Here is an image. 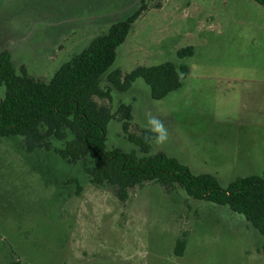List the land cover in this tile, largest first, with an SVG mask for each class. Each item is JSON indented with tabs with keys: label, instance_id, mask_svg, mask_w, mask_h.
Returning a JSON list of instances; mask_svg holds the SVG:
<instances>
[{
	"label": "rangeland",
	"instance_id": "obj_1",
	"mask_svg": "<svg viewBox=\"0 0 264 264\" xmlns=\"http://www.w3.org/2000/svg\"><path fill=\"white\" fill-rule=\"evenodd\" d=\"M142 1L0 0V53L9 50L17 69L49 82ZM147 8L111 71L184 63L182 88L157 101L138 79L98 102L113 113L131 105V133L147 129L149 116L162 121L167 140L154 141L150 155L211 174L223 188L264 175V7L147 0ZM190 46L194 55L180 60L178 51ZM106 147L137 150L119 120L108 126ZM91 165L43 150L27 154L21 138L0 139V264H264V237L229 207L191 198L180 186L169 194L158 183L131 189L123 202L111 187L91 184Z\"/></svg>",
	"mask_w": 264,
	"mask_h": 264
},
{
	"label": "trees",
	"instance_id": "obj_2",
	"mask_svg": "<svg viewBox=\"0 0 264 264\" xmlns=\"http://www.w3.org/2000/svg\"><path fill=\"white\" fill-rule=\"evenodd\" d=\"M254 1L264 7V0ZM147 9V0H143L138 11L97 36L84 51L60 67L49 82L36 79L24 66L17 69L10 51H2L0 139L21 138L27 154L54 152L70 165L91 159L92 165L85 169L91 184L111 187L123 202L131 189L146 183H158L169 194L180 186L191 198L227 206L244 216L264 237V175L240 177L223 188L211 174L195 175L188 166L164 153L150 155L154 135L148 129L131 133V105L124 104L113 113L98 102L112 100L114 89L128 92L138 79L144 80L157 101L182 88L183 78L189 73L184 63L139 66L127 74L111 71L119 47ZM194 51L190 46L177 55L183 61L192 57ZM104 77L106 87L102 85ZM113 120L122 123L127 139L137 150L127 153L107 149L108 126ZM185 241L177 242L178 256L184 253Z\"/></svg>",
	"mask_w": 264,
	"mask_h": 264
},
{
	"label": "clouds",
	"instance_id": "obj_3",
	"mask_svg": "<svg viewBox=\"0 0 264 264\" xmlns=\"http://www.w3.org/2000/svg\"><path fill=\"white\" fill-rule=\"evenodd\" d=\"M147 129L154 135L155 142L163 144L167 140V129L162 121L149 116L146 124Z\"/></svg>",
	"mask_w": 264,
	"mask_h": 264
}]
</instances>
